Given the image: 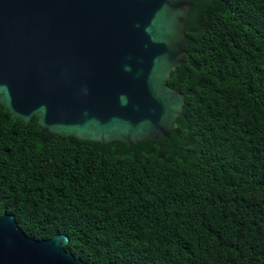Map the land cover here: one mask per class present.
<instances>
[{
	"label": "trees",
	"instance_id": "trees-1",
	"mask_svg": "<svg viewBox=\"0 0 264 264\" xmlns=\"http://www.w3.org/2000/svg\"><path fill=\"white\" fill-rule=\"evenodd\" d=\"M168 137L52 134L0 104V215L89 264H264V0H191Z\"/></svg>",
	"mask_w": 264,
	"mask_h": 264
},
{
	"label": "water",
	"instance_id": "water-1",
	"mask_svg": "<svg viewBox=\"0 0 264 264\" xmlns=\"http://www.w3.org/2000/svg\"><path fill=\"white\" fill-rule=\"evenodd\" d=\"M191 0H0V104L13 118L79 140L130 146L168 137L184 94ZM65 233L35 239L0 215V264H89Z\"/></svg>",
	"mask_w": 264,
	"mask_h": 264
}]
</instances>
